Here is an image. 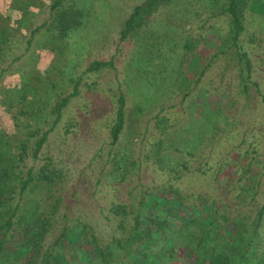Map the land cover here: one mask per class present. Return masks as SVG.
I'll use <instances>...</instances> for the list:
<instances>
[{
  "label": "rangeland",
  "instance_id": "obj_1",
  "mask_svg": "<svg viewBox=\"0 0 264 264\" xmlns=\"http://www.w3.org/2000/svg\"><path fill=\"white\" fill-rule=\"evenodd\" d=\"M53 1L38 0L39 7L28 9L27 24L16 28L19 11L10 7L11 0H0V18L12 27L10 42L1 48L0 111L1 102L12 103L13 110L22 106L34 110L37 101L49 106L53 98L70 94L78 81L76 95L64 108L36 160L41 163L51 157L70 172L62 183L69 206L61 208L59 218H64V212L68 219L80 216L107 238L112 229L98 213L99 208L127 199L133 187L168 183L177 185L189 200L202 193L219 204L236 202L238 190L219 184L212 170L216 164L207 169L206 161L214 164L229 156L231 150L264 157V32L253 33V23L263 25V20H255L247 11L245 28L239 35L238 43L252 64V81L258 84L245 94L239 85V57L233 48L221 45L230 34L227 14L214 11L216 16L210 17L208 0H172L146 16L139 36L124 39L120 38L123 22L132 8L145 0H64L63 6L74 4L83 12L82 25L64 38L55 36L51 25ZM43 22L32 34L31 30ZM188 40L195 45L193 55L181 47ZM94 60H110L113 65L87 71ZM24 93L27 97L20 104ZM119 95L124 98L125 121L118 141L112 143L109 127ZM210 96L226 103L223 113L234 120L231 131L220 133L216 147H207L205 142L190 147L192 142L183 143L180 135L184 137L187 130L188 137L193 118ZM44 112L50 123L55 114ZM0 116V126L12 132L11 115L2 112ZM68 123L73 125L66 132ZM188 138L192 140V131ZM161 140L170 144L160 153L168 164L165 169L159 168L153 157L144 159L151 153L152 144ZM119 143L141 164L112 180V154L122 151ZM169 163L176 169L171 170ZM199 166L207 171L195 170ZM262 203L264 184L255 200L247 198L238 208L252 213L254 205Z\"/></svg>",
  "mask_w": 264,
  "mask_h": 264
},
{
  "label": "trees",
  "instance_id": "obj_2",
  "mask_svg": "<svg viewBox=\"0 0 264 264\" xmlns=\"http://www.w3.org/2000/svg\"><path fill=\"white\" fill-rule=\"evenodd\" d=\"M63 1L54 0L50 6L54 12L51 25L59 38L81 26L83 16L81 9L74 4L63 6ZM208 1L210 17L216 16L214 11L227 14L230 34L221 45L233 48V54L239 57V85L241 91L248 94L251 86L258 85L252 81L251 61L238 43L245 28L248 0ZM169 2L172 0H145L135 5L123 22L120 38L139 36L146 16ZM39 6L38 0H11L10 7L20 13L15 27L27 24L28 9ZM43 25L44 22L31 33ZM11 28L0 18V56L2 44L10 42ZM27 41L30 43L31 38ZM192 42L185 41L181 47L188 48V53L193 55ZM112 65L110 60H94L86 70ZM77 90L78 81L70 94L53 98L49 106L37 101L38 107L34 110L23 106L13 110L12 103L1 102L0 115L9 113L14 129L8 133L0 126V264H264V203L252 206V213L238 208L247 198L255 200L260 192L264 184V157L243 155L241 151L231 150L229 156L214 164L206 161L207 169L216 164L212 170L219 184L238 190L236 202L219 204L202 193L189 200L177 185L168 183L140 189L133 187L128 190L127 199L114 200L107 208H99L98 213L112 229L107 238L80 216L68 219L64 212V218L60 219L61 208L69 206L64 200L66 192L62 183L70 172L65 164L58 166L51 157L41 163L36 160ZM26 97L25 93L20 96V104ZM219 99L207 97L209 102L193 118V130L189 126L192 140L184 130V137L180 135L183 143L192 142V147L195 142L200 146L205 142L207 147H216L220 133L231 131L233 117L224 115L226 103ZM117 103L114 121L109 127L112 143L118 141L125 121L122 95L118 96ZM44 110L55 114L50 123ZM72 125L68 123L65 131L69 132ZM119 146L122 151L112 154L115 172L112 180L117 174L126 176L135 165L141 164L129 155V149L121 143ZM163 146L170 144L165 141L164 145L162 140L154 142L151 153L144 158L147 161L153 157L161 169L168 166L165 157L160 155ZM183 167L188 169L187 162ZM169 168L176 169V165L169 163ZM195 170L207 171L200 166ZM59 184L61 187L57 188Z\"/></svg>",
  "mask_w": 264,
  "mask_h": 264
},
{
  "label": "crops",
  "instance_id": "obj_3",
  "mask_svg": "<svg viewBox=\"0 0 264 264\" xmlns=\"http://www.w3.org/2000/svg\"><path fill=\"white\" fill-rule=\"evenodd\" d=\"M248 12L256 19L263 20L264 23V0H248ZM255 26L253 33L264 32V24L253 23Z\"/></svg>",
  "mask_w": 264,
  "mask_h": 264
}]
</instances>
